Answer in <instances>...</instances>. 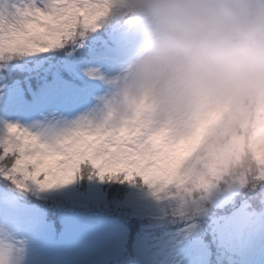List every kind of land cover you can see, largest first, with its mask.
Masks as SVG:
<instances>
[{
	"label": "snow or ice",
	"instance_id": "obj_1",
	"mask_svg": "<svg viewBox=\"0 0 264 264\" xmlns=\"http://www.w3.org/2000/svg\"><path fill=\"white\" fill-rule=\"evenodd\" d=\"M117 2L49 0L46 7L18 3L10 16L0 11V110L25 109L39 117L23 124L0 116V193L26 194L34 186L50 191L85 181L109 186L142 184L157 192L174 187L186 149L167 129H142L127 122L109 125L90 114L91 110L79 111L75 103L69 105L84 96L86 78L104 79L100 69L88 62L90 54L81 55L84 43L77 37L100 27ZM27 56L38 57V62L34 66L18 63ZM16 72L23 73V78H14ZM244 192L251 195L221 231V218L209 211L217 204L214 195L232 198ZM215 194L197 198L193 209L186 194L174 187L171 195L178 203L172 214L183 226L180 243L196 235L202 264H232L257 235L264 236V180L254 188L224 189ZM114 198L121 199L119 190ZM71 203L75 206L77 202ZM0 216L7 243L15 247L17 232L53 231L67 214L49 216L34 205L6 196Z\"/></svg>",
	"mask_w": 264,
	"mask_h": 264
},
{
	"label": "clouds",
	"instance_id": "obj_2",
	"mask_svg": "<svg viewBox=\"0 0 264 264\" xmlns=\"http://www.w3.org/2000/svg\"><path fill=\"white\" fill-rule=\"evenodd\" d=\"M121 3L136 51L95 116L187 136L215 114L193 153L186 196L194 209L206 179L235 180L254 168L238 138L264 141V0Z\"/></svg>",
	"mask_w": 264,
	"mask_h": 264
},
{
	"label": "rangeland",
	"instance_id": "obj_3",
	"mask_svg": "<svg viewBox=\"0 0 264 264\" xmlns=\"http://www.w3.org/2000/svg\"><path fill=\"white\" fill-rule=\"evenodd\" d=\"M26 2H35L41 7H46L49 0H0V11L6 16H10L18 3ZM123 11L121 0H118L109 13L110 16L108 15L103 19L107 21L108 17V21L118 25L122 22L123 17L118 22H115V19ZM100 22L103 23V20ZM109 24V22H106L103 25L106 27ZM134 40H136L134 35L126 37L124 31L118 42L121 45H127V48L130 49ZM89 47L93 50H99L103 48V44L89 45ZM82 51H88V47L85 46ZM135 51L136 46L127 59L120 60L118 63L108 61L91 64L98 67L103 73L104 79L96 80L103 83L104 87L100 91L87 96L83 105L76 104L79 111L91 110L90 114L96 115L101 98L110 94L112 82L122 73V70L134 56ZM20 75L23 78L24 74L20 73ZM62 111H65V109L62 108ZM17 112L15 116H12L8 113L3 114L0 110V116L19 120L23 124H31L33 120L39 118L37 114L29 113L25 109ZM215 119L216 116L213 114L199 128L187 136L174 134L167 129L170 136L177 142H181L186 149L174 177L175 182L181 180L180 184L183 186L182 191L185 194L187 192V182L191 175L190 170H194L199 162V157H193V153L198 149L200 142ZM0 130H2V125H0ZM236 143L246 159L249 153L254 154L255 159L251 161L254 168H250L235 180H212L208 182V179H206L199 188V191L204 193L202 199L210 198L217 191L224 189L231 190L244 186L254 188L260 180H264V164H261L264 162V141L255 144L244 137H240ZM184 177L188 178L183 179ZM127 187L128 185L113 184L109 186L99 182L85 181L78 185H70L66 188L50 191H41L34 186L32 191L26 194L10 191L0 193V204H2L6 196H13L18 200L21 199L24 203L34 205L46 215H56L58 218L60 215L56 213V210L59 208V202L72 200L73 197L81 202V207L76 205V207L70 208L71 210L76 211L78 210L77 208H80L86 212L85 207L94 206L97 207V211L112 217L111 221L99 220L98 223L92 224L89 218L81 215L74 216L71 218L73 220H65L64 226L61 224L60 227L54 229L55 234L57 235L56 230L59 234V239L54 240V242L53 237H50L47 232H32L26 239L27 243H21V241H24L25 235L23 238L19 236L20 232H23L20 231L16 233L13 240L15 247H13V244L7 243L9 237L6 235V230L0 228V237H3V240H0V264H109L110 262L114 264H202L195 234L190 241L180 243L183 239V226L179 222V218L172 214L173 204H167V211L164 209L159 210L156 207L149 211L140 209L143 212L141 218L128 217L127 212L119 208L121 206L120 199L116 200L114 198L118 190L122 197ZM247 194L251 195V193L244 192L237 197L229 198L224 194H215L213 198L217 200V204L210 207L209 211L214 215H216L215 212L217 211L225 212L228 209H225L224 206L235 203L234 200L244 195L248 196ZM142 196L143 194L138 192L137 204H140V206L143 205ZM80 209L79 211H81ZM149 213L152 214L151 217L153 219L148 217ZM155 218H162V220L157 224L154 222ZM232 218L220 221L221 231L226 230V226ZM0 223H3V216H0ZM143 229L145 230L144 233H142ZM47 237L50 238L48 239ZM262 238L263 236H256L257 240ZM200 239H204V237L201 236ZM217 239H219V232ZM136 240L138 244H136ZM150 240L155 241L151 242ZM156 243H164L165 247L160 249L165 251H160L159 249L154 252L153 257L147 256L146 252L148 249ZM179 247H184V249H179ZM260 251L264 255V242H259L257 248H247L244 252V257L247 260L246 256H248L249 262L247 261L246 264H255L263 256ZM160 253H164L165 259L160 258L158 260L157 257Z\"/></svg>",
	"mask_w": 264,
	"mask_h": 264
},
{
	"label": "trees",
	"instance_id": "obj_4",
	"mask_svg": "<svg viewBox=\"0 0 264 264\" xmlns=\"http://www.w3.org/2000/svg\"><path fill=\"white\" fill-rule=\"evenodd\" d=\"M122 17L124 20L125 19L124 18V11L120 13V15L117 17V19H115V22H118L119 19ZM102 20H103V23L100 22V27L95 28L94 30H89L87 36L77 37V40H83L84 47L85 46L89 47V45L94 41V39H97V38L104 39L106 42H112L111 35H112V31H113L114 27H116L118 30H120L121 28L124 27L123 20L118 25H115V23L108 21V17H107V21H104V19H102ZM112 20H114V19H112ZM106 22L107 23L109 22L110 24L108 26L104 27L103 24ZM118 51H120V47H118L116 45L112 46L111 50H108L107 48H103V49L97 51L99 54L97 55V57L95 59H103V58H106L108 55H116V53H118ZM81 55L83 56L84 52H81ZM101 55H102V57H98ZM103 55H105V56H103ZM89 57H90V59L91 58L93 59V56L91 54L89 55ZM38 59H39L38 57L27 56V57L19 58L18 63L25 64L28 66H34L38 62ZM13 75H14V78H21L22 79V77H21L22 75H20L19 72H16ZM33 83H35V81H33ZM82 83L84 84L85 88H92L94 86V84L87 81V79H85ZM89 85H91V86H89ZM86 92L88 94L87 89H86ZM86 97H87L86 94H84V96L81 97L78 101H75V102L69 101V103H70V105L73 103L78 104V103L82 102L83 100H85ZM261 164H264V162ZM187 178L188 177H184L183 179H187ZM180 181L177 180V182H175V184H174L175 189L178 191L183 190V186H181ZM0 184H2V181H0ZM174 187L173 188H166L163 191L157 192L156 189L150 188L147 185H142V184L141 185L132 184L130 186L128 185L127 189L125 188V191L122 194V197L120 199L121 206L119 208L124 209L127 212L128 217L129 216L132 218L134 217L135 219L141 218V215L143 212L140 209H145L146 211H149L152 208L156 207L159 210L164 209L165 211H167V204H173L172 206H174V208H175L178 201L171 195V192L174 190ZM138 192H141L143 194V196H142L143 205L142 206H140V204H137ZM203 194H204L203 192L199 191L198 199H202ZM247 195L248 196L244 195L243 197H238L236 200H234L235 203H233L231 205L224 206L225 209H228L227 214L233 215L234 212H236L240 207H242L243 200L245 198L249 197V194H247ZM76 196H77V194H76ZM132 197H133V200L131 201ZM19 200L21 201V199H19ZM72 201L77 202L75 205L81 206V202L78 201L77 198L73 197L72 200L69 199L66 202H64V201L59 202L60 205H59V208L56 210V213L57 214H63L64 211H66L68 208H70L73 205L71 203ZM233 205H235V206H233ZM219 214H220V217H222V218L225 217V214H221V213H219ZM151 216H152V214L149 213L148 217L152 218ZM100 219H102L103 221H111V217H100ZM172 228H174V227H172ZM144 231L145 230L143 229L142 233H144ZM140 244L143 245L142 243H140Z\"/></svg>",
	"mask_w": 264,
	"mask_h": 264
},
{
	"label": "bare ground",
	"instance_id": "obj_5",
	"mask_svg": "<svg viewBox=\"0 0 264 264\" xmlns=\"http://www.w3.org/2000/svg\"><path fill=\"white\" fill-rule=\"evenodd\" d=\"M92 63H96V61H92Z\"/></svg>",
	"mask_w": 264,
	"mask_h": 264
}]
</instances>
